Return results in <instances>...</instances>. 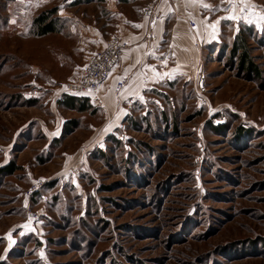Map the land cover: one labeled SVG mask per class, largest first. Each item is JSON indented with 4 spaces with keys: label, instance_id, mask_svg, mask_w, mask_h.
<instances>
[{
    "label": "rangeland",
    "instance_id": "rangeland-1",
    "mask_svg": "<svg viewBox=\"0 0 264 264\" xmlns=\"http://www.w3.org/2000/svg\"><path fill=\"white\" fill-rule=\"evenodd\" d=\"M53 2L0 0V264H264V0L211 13L192 63L86 111L59 103L86 26L56 7L61 31L33 32ZM243 24L259 75L230 48Z\"/></svg>",
    "mask_w": 264,
    "mask_h": 264
},
{
    "label": "crops",
    "instance_id": "crops-1",
    "mask_svg": "<svg viewBox=\"0 0 264 264\" xmlns=\"http://www.w3.org/2000/svg\"><path fill=\"white\" fill-rule=\"evenodd\" d=\"M146 2L148 0H55L51 4L60 8L61 16H73L86 26H82L88 29L82 37L89 59L104 47L107 36L130 43L108 80L101 85V99L114 98L115 91L119 93L116 95L119 101L136 98L145 89L167 80L174 71H181L182 63L195 60V45L206 35L202 31L204 22L211 20L214 26L217 24L218 19L210 14L226 15L243 8L246 0H160L158 6L162 14L153 28L143 12ZM184 16L198 23L197 33L192 32ZM91 20L97 21L100 27L87 25ZM119 81L125 82L121 89H117Z\"/></svg>",
    "mask_w": 264,
    "mask_h": 264
},
{
    "label": "built area",
    "instance_id": "built-area-1",
    "mask_svg": "<svg viewBox=\"0 0 264 264\" xmlns=\"http://www.w3.org/2000/svg\"><path fill=\"white\" fill-rule=\"evenodd\" d=\"M160 0H148L144 5V15L150 21V28L157 24L161 17V10L158 6ZM176 1V0H170ZM184 18H186L184 16ZM193 29L196 21L186 18ZM155 38V36H153ZM130 46V43L116 36H107L104 47L98 50L92 58L83 66L78 78L74 82H69L65 90L67 93L76 96H86L91 100L98 96L101 85L108 80L114 65L119 61L122 53ZM125 82L119 81L117 89L124 86Z\"/></svg>",
    "mask_w": 264,
    "mask_h": 264
},
{
    "label": "trees",
    "instance_id": "trees-1",
    "mask_svg": "<svg viewBox=\"0 0 264 264\" xmlns=\"http://www.w3.org/2000/svg\"><path fill=\"white\" fill-rule=\"evenodd\" d=\"M56 7L47 8L36 15L33 19V32L37 36L48 35V33H57L61 31L58 26V17ZM252 26L243 24L236 32L230 46L232 54L237 56L239 66L242 70L256 73L259 75L256 64L253 62L252 47L249 42ZM59 103L63 106L75 109L77 111H86L91 109V99L86 96H76L67 92L61 96Z\"/></svg>",
    "mask_w": 264,
    "mask_h": 264
},
{
    "label": "snow or ice",
    "instance_id": "snow-or-ice-1",
    "mask_svg": "<svg viewBox=\"0 0 264 264\" xmlns=\"http://www.w3.org/2000/svg\"><path fill=\"white\" fill-rule=\"evenodd\" d=\"M205 7H207V5H205ZM136 27H139V25H136Z\"/></svg>",
    "mask_w": 264,
    "mask_h": 264
}]
</instances>
